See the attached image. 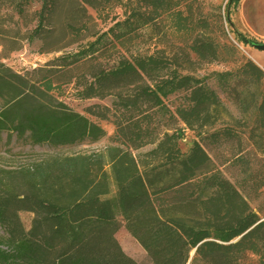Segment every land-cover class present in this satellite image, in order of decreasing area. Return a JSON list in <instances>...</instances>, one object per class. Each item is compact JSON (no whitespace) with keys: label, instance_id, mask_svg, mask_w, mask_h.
<instances>
[{"label":"trees","instance_id":"1","mask_svg":"<svg viewBox=\"0 0 264 264\" xmlns=\"http://www.w3.org/2000/svg\"><path fill=\"white\" fill-rule=\"evenodd\" d=\"M109 1L81 0L84 15L92 19L90 8L104 20ZM212 1L116 0L123 20L108 33L81 35L86 26L69 24L71 40L58 47L56 0H0V58L35 41L40 54L61 53L11 80L0 73L1 89L14 90L0 112V132L11 124L19 136L54 147L103 139L97 123L54 98L70 84L81 99L112 98L111 106L84 112L115 128L106 154L59 158L0 184V264H242L249 254L264 264V176L248 175L244 195L210 155L231 143L240 160L248 143L264 156V69L227 40ZM32 2L39 11L28 12ZM136 40L153 48L133 52ZM222 62L233 67L202 74ZM186 131L194 141L184 153ZM24 212L32 215L28 230ZM122 227L145 251L144 263L123 251L116 238Z\"/></svg>","mask_w":264,"mask_h":264},{"label":"rangeland","instance_id":"2","mask_svg":"<svg viewBox=\"0 0 264 264\" xmlns=\"http://www.w3.org/2000/svg\"><path fill=\"white\" fill-rule=\"evenodd\" d=\"M116 0L108 2V7L103 10V18L99 19L97 13L88 8V13L92 16L89 20L84 15L82 10L81 0H56L55 11L53 13L52 24L55 33V38L58 40V47H62L68 44L71 40L72 31L69 29V24L76 25L78 28L84 26L88 31L83 30L81 35L86 33H108V30L114 26L115 19L122 21V10L116 6ZM134 1V0H133ZM231 0H213L212 5L215 8L220 7L221 13L224 18L223 24L227 35V40L236 44L237 48L246 56L255 60L258 53L261 51L251 46H244L239 43V39H253L259 45H264V0H238L237 4L233 3L229 5ZM105 6V5H103ZM41 4L38 2H32L28 7L29 13H34L40 10ZM91 39V38H90ZM89 39V40H90ZM224 40V39H222ZM87 41L81 42L85 44ZM108 49L112 47L104 42ZM79 44L70 46L63 50L64 52H74L78 49ZM41 42L35 41L31 45H25L24 48L15 52L5 59L0 58V73H3L8 79H14L13 75L23 76L26 72H31L34 69L44 66L47 62L54 57L61 55V53L40 54L39 49ZM153 48L152 44H142L138 40L132 45L133 52L145 53L147 49ZM116 49H119L117 46ZM121 51V50H120ZM264 53V52H263ZM116 55H112L110 63L114 61ZM107 63V62H106ZM233 67L231 63L222 62L217 63L205 68V72L210 73L213 71L221 72L230 70ZM64 97L54 98L63 103L71 111L84 115L92 122L97 123L106 133V136L98 142H92L87 140L83 143L64 147H54L51 145H36L29 138L28 133L25 136H19L17 131L11 124H7L5 129L0 132V184H5L7 179L14 176L15 173L24 170L35 169L39 164L52 163L54 160L65 157H72L77 155L90 154L93 152H101L106 154L107 148L112 144L109 138L114 134V128L112 125L105 121H97L95 118H91L85 114V108L94 105H107L111 106L112 98L105 100L91 99L85 100L78 96V92L74 89V85L70 84L63 86ZM11 86L5 87V90L1 89L0 95L5 98L0 99V112H2L3 105L6 104L8 97L13 93ZM172 102H175V98H171ZM228 104V103H227ZM230 110L235 116H238L237 111L231 104H228ZM15 115H18L15 113ZM17 117V116H16ZM248 124L245 127V132L248 133L252 124V119L247 117ZM194 136L190 131H186L184 137L180 141L181 150L186 153L192 147ZM245 151L242 154V158L234 159L231 156L233 150V144H224L218 149V154L215 156L210 152L211 157L222 166V171L226 178H228L233 184H235L242 194H246L249 189V185H246L245 179L251 173H260L264 176V156L258 153L250 144H245ZM145 149L144 151L148 150ZM237 150V149H235ZM105 170L109 176V196L116 202V185L113 179L111 166L108 158L106 157ZM1 188V185H0ZM261 198L256 202H252L251 205L255 207ZM117 218L120 219L118 213ZM21 220L28 230L31 226L32 215L30 213H21ZM116 238L121 245L123 251L139 263H144L146 253L139 243L129 234V232L122 227L116 234ZM192 256V253H191ZM242 264H258V259L254 255H247Z\"/></svg>","mask_w":264,"mask_h":264},{"label":"crops","instance_id":"3","mask_svg":"<svg viewBox=\"0 0 264 264\" xmlns=\"http://www.w3.org/2000/svg\"><path fill=\"white\" fill-rule=\"evenodd\" d=\"M260 67H262L264 69V53H258L256 55V58L254 60ZM112 127L114 128V126L112 125ZM115 130V128H114Z\"/></svg>","mask_w":264,"mask_h":264},{"label":"water","instance_id":"4","mask_svg":"<svg viewBox=\"0 0 264 264\" xmlns=\"http://www.w3.org/2000/svg\"><path fill=\"white\" fill-rule=\"evenodd\" d=\"M254 48L259 50V51H261V52H264V45L257 44V45L254 46ZM194 252L192 253V255L194 254Z\"/></svg>","mask_w":264,"mask_h":264}]
</instances>
